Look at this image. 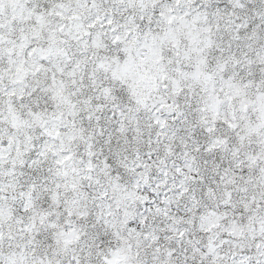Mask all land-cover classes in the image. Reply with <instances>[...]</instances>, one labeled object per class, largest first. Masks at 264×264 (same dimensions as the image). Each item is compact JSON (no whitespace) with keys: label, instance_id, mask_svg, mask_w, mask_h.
<instances>
[{"label":"snow or ice","instance_id":"obj_1","mask_svg":"<svg viewBox=\"0 0 264 264\" xmlns=\"http://www.w3.org/2000/svg\"><path fill=\"white\" fill-rule=\"evenodd\" d=\"M0 264H264V0H0Z\"/></svg>","mask_w":264,"mask_h":264}]
</instances>
